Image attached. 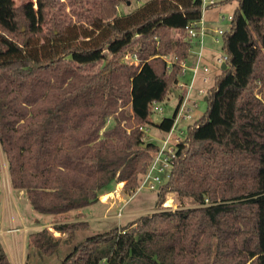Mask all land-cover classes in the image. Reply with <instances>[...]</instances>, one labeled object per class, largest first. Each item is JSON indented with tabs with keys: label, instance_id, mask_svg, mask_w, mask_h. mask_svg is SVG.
Returning a JSON list of instances; mask_svg holds the SVG:
<instances>
[{
	"label": "trees",
	"instance_id": "1",
	"mask_svg": "<svg viewBox=\"0 0 264 264\" xmlns=\"http://www.w3.org/2000/svg\"><path fill=\"white\" fill-rule=\"evenodd\" d=\"M236 1L222 36L227 67L176 145L154 211L80 241L60 264H264V0ZM119 2L72 0L68 11L43 0L44 31L27 3L0 18V145L12 188L41 214L91 206L122 182L136 192L162 144L147 139L150 126L168 134L187 92L178 82L195 45L185 27L202 0H146L125 15ZM169 93L174 115L155 122ZM1 173L0 162V201ZM169 192L195 206L162 209ZM89 227L53 226L69 238ZM60 244L48 228L31 232L26 264ZM0 264H12L1 244Z\"/></svg>",
	"mask_w": 264,
	"mask_h": 264
},
{
	"label": "rangeland",
	"instance_id": "2",
	"mask_svg": "<svg viewBox=\"0 0 264 264\" xmlns=\"http://www.w3.org/2000/svg\"><path fill=\"white\" fill-rule=\"evenodd\" d=\"M63 2L68 11H70V3L72 0H57ZM99 1V0H89ZM217 2L225 0H216ZM146 0L126 1L120 0L118 10L120 15L132 13L141 7ZM26 11L31 25L34 30L46 29V24L42 18L43 0H0V18H7V11L26 4ZM236 0L225 2L208 8L205 13V20L210 18L218 19V25L222 29L230 28L231 19L228 17L233 14L237 8ZM225 16V19L222 17ZM7 21V19H5ZM9 21V19H8ZM208 25V24H207ZM223 54V50L218 48L208 53V60H205L209 66V75L212 80L205 84V88H210L214 83V78L221 72L222 66L217 63V59ZM126 58V57H125ZM127 61L128 58H126ZM204 62V61H203ZM194 96V95H193ZM198 106L193 108L192 117L188 119L181 118L179 127L175 131V135L179 134L180 129L186 131L189 124L194 123L207 109L206 100L203 97H198ZM178 105L176 95L169 93L168 96L158 103V107H163L162 112L155 110L152 117L155 122L161 121L163 118H171L174 115ZM147 139L152 142L161 144L167 133L162 132L155 126H150ZM185 137V132L180 135ZM0 162L2 166V191L0 201V244L6 248L8 245L11 255L14 258V264H26L28 253V236L31 232L48 228L54 236L60 238L61 244L59 251L52 257H32L30 264H60L61 260L72 250L74 245L80 241L94 236L96 234L107 232L115 227L123 226L131 220L142 214L151 213L155 209V203L158 198V189L151 190L148 188H140L132 195L127 194L121 183L114 186L109 195H101L100 200L106 201V207L97 209L80 208L67 213L51 215L41 214L35 211L23 191H16L12 188L8 166L5 155L0 145ZM168 203V204H167ZM170 203V204H169ZM195 206V203L188 198L180 199L176 193L169 192L166 195V201L162 205V209H180ZM89 221L90 227L85 230H80L75 233L73 238H69L68 233H60L55 231L53 226L58 223L74 222V221ZM6 242V243H5Z\"/></svg>",
	"mask_w": 264,
	"mask_h": 264
},
{
	"label": "built area",
	"instance_id": "3",
	"mask_svg": "<svg viewBox=\"0 0 264 264\" xmlns=\"http://www.w3.org/2000/svg\"><path fill=\"white\" fill-rule=\"evenodd\" d=\"M216 0H202V16L199 20L190 22L186 27V37L185 39L189 41L193 45L199 46V51L197 55V60L195 65L191 68L192 71V77L191 80L187 83L184 81L178 82V87L180 89L187 88V92L183 99L181 100L177 115L175 119L174 126L172 130L167 134V136L163 139L162 144L159 148V150L154 154L153 161L151 165L149 166L147 172L143 175L141 180L140 188H148L151 190H156L161 187V185L169 178L170 171L173 166L174 158L176 157V145L180 143L184 138L181 137L185 131L183 129H180L179 134L175 135V131L179 127V122L181 118L188 119L192 117L191 112L193 111V108H196L198 106V103L196 100L191 99V92L195 87V82L197 78L201 77L202 81L206 84L212 80V77L209 75V66L204 63V48L206 43V37L208 35L209 27L207 25V22L205 20L204 13L208 9V6L215 3ZM225 19V16L222 17ZM229 19H232V15L228 17ZM227 29H222L221 27H218L215 29V36L214 41L215 43L222 45L223 39L222 36L224 32ZM128 58V63H138V57L135 54H129L125 56ZM169 58L168 56H166ZM228 59V56L226 53L223 52V54L217 59V63L219 65H223L226 63ZM183 75H186L187 71V63L186 61H183ZM209 89V88H208ZM208 89L205 87L198 88V94L199 96H206ZM158 112L163 111V107H157ZM138 189V190H139Z\"/></svg>",
	"mask_w": 264,
	"mask_h": 264
},
{
	"label": "crops",
	"instance_id": "4",
	"mask_svg": "<svg viewBox=\"0 0 264 264\" xmlns=\"http://www.w3.org/2000/svg\"><path fill=\"white\" fill-rule=\"evenodd\" d=\"M207 24H208V27H209V30H208V35L206 37V43H205V48H204V51H203V54H204V63L205 60H208V53L213 51V50H217L218 48H221V45L215 43L214 41V36L216 34L215 32V29L220 27L218 25V19H214V18H210L208 20H206ZM198 51H199V46L198 45H195L193 48H192V52H191V56L190 58L186 61L187 63V71H186V76H185V81L186 82H189L191 80V77H192V71H191V68L195 65L196 63V60H197V55H198ZM207 64V63H206ZM205 86V83L202 81L201 77L197 78L196 82H195V87L194 89L192 90L191 92V99L192 100H197L198 97H200L198 95V88L200 87H204ZM194 95V96H193ZM176 96L178 97V94H176ZM149 132V130H148ZM123 187L124 183L122 182L121 183ZM110 193H113V192H110ZM110 193H106L104 195H109ZM100 199V198H99ZM106 201H98L96 204H93L91 206H88L87 208H92V207H97V209H100V208H103L106 207ZM105 203V204H104ZM6 243V242H5ZM3 246V245H2ZM6 252L8 253L9 257H10V260L12 262V264H14V258L13 256L11 255V252H10V249L8 247V245L6 244ZM5 249V248H4Z\"/></svg>",
	"mask_w": 264,
	"mask_h": 264
},
{
	"label": "water",
	"instance_id": "5",
	"mask_svg": "<svg viewBox=\"0 0 264 264\" xmlns=\"http://www.w3.org/2000/svg\"><path fill=\"white\" fill-rule=\"evenodd\" d=\"M226 67H227V64L224 63V64L222 65V69H226ZM205 100H208V97H207V96L205 97Z\"/></svg>",
	"mask_w": 264,
	"mask_h": 264
},
{
	"label": "bare ground",
	"instance_id": "6",
	"mask_svg": "<svg viewBox=\"0 0 264 264\" xmlns=\"http://www.w3.org/2000/svg\"><path fill=\"white\" fill-rule=\"evenodd\" d=\"M120 185H122V184H120ZM168 204V203H167ZM170 204V203H169Z\"/></svg>",
	"mask_w": 264,
	"mask_h": 264
}]
</instances>
